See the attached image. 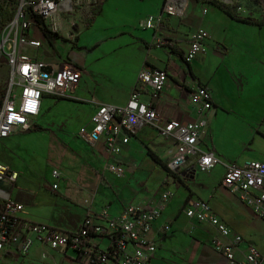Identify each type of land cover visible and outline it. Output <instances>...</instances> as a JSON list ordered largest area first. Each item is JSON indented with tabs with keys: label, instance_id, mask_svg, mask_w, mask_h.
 Segmentation results:
<instances>
[{
	"label": "crops",
	"instance_id": "obj_1",
	"mask_svg": "<svg viewBox=\"0 0 264 264\" xmlns=\"http://www.w3.org/2000/svg\"><path fill=\"white\" fill-rule=\"evenodd\" d=\"M164 1L95 0L100 11L95 15L89 31L97 29L98 34L88 42L87 48L93 46L96 49L102 48L103 60L96 59L93 53L90 56L83 55L76 49L80 44L75 40L79 42L78 34L82 28L79 26V20L74 14H71L73 10L61 11V13L67 14L59 15L61 29L58 33L52 32L51 38H48L38 26L34 37L43 41L39 49L24 48L26 53L48 64L65 65L72 63L80 65L82 68V78L75 93L69 98H56L57 100H54L53 104L55 106L52 109L70 106L78 110V114H82L84 119L80 129L77 128L76 131H72L73 137H76L77 134V138H75L76 141L71 142L72 147H74L71 149H84L82 152L85 160H81L78 165L70 161L67 162L72 170L75 169L74 172L68 173L65 178L74 186L67 187L63 191H60V185L58 189H54L60 192L59 208L48 217H37L34 213L28 212L25 210L26 196L20 194L14 198L12 192L6 189L11 193V199L23 203L22 217L27 221L35 222L34 220L39 218L60 230L77 231L85 220L87 209L90 206L97 213L106 207L110 216L113 217L120 215L131 204L149 207L156 203L160 193L165 190L156 193L154 197L146 195L144 191L147 190L150 175L140 177L138 180L140 190L134 188L133 181L136 180V173L140 169L139 160H146L151 157L148 160L149 170L164 169L154 161L149 150L153 151L169 166L176 154L173 140L163 138L151 126L140 128L137 134L132 136L129 144L121 145L122 151L116 156L117 160L122 161L126 166V174L119 176L104 170L109 158L104 146L98 145V147L93 148L79 134L85 125L93 123L91 117L99 105L124 106L127 104L133 89L137 85L139 71L143 67L169 71L168 81H166L163 92L157 98H153V92L149 88L141 86V99L144 102L157 105L160 114L166 119L174 118L181 122L201 120L202 116L198 115L191 98L192 93L198 87H207L213 97L214 107L210 114L211 121L205 127L201 139L203 149L213 150L223 161H237V164H242L251 159L264 161V25L259 26L256 23L241 22V20L232 18L225 11L211 4L209 0H188L184 16L167 17L158 31L145 29L141 25L143 19L158 13ZM222 1L235 6L241 17L253 16L257 19H264V7L258 6L252 0ZM198 28H204L209 32V37L205 41L207 50L194 61L187 62L185 53L190 48V34ZM157 37L170 39L176 45L157 44L155 41ZM66 42L68 44H65ZM103 44L105 45L102 46ZM134 52H138L135 61L133 60ZM115 54H118V57L114 58ZM9 75L10 67L3 60L0 62V106L8 88ZM46 109L47 105L42 103V109H40L39 115L33 119V124L39 123L38 125L44 127L45 131L52 132L49 128L46 129L47 126L45 127ZM225 116L238 119L242 123L245 121L248 125L252 124V130L247 133L248 147L237 149V147L229 146L223 141V137L228 140L233 138L232 133L223 134L222 131L216 129L218 121H223ZM255 116L260 117L261 121H257ZM40 117L41 120H39ZM257 130L262 131L258 132ZM14 134L0 140L10 139ZM252 135L263 140L262 146L256 147L254 145V137L251 139ZM54 144L58 149H62L57 140L54 141ZM129 146L131 147L129 148ZM135 149L141 150L139 156L134 151ZM239 154L248 159L237 158ZM72 155L73 152L70 151V157ZM132 162L134 163L130 164ZM217 167L221 168L222 172V176L214 181L217 184V191L205 193L199 197L208 201L212 211L230 228L229 222H235L236 231L234 228L231 229L235 234L244 238L241 245L250 244V246L258 249L263 254L260 264H264V220L253 214L251 209L245 206L235 194L231 193L232 195H230L228 190L221 187L225 168L221 164L215 168ZM182 171H184L185 180L196 179L198 172H200L198 169H195L191 174H188L185 169L180 172ZM163 181L164 189H169L172 184L171 180L166 181L164 179ZM49 182L53 185V179ZM15 183L3 184L2 187L13 186ZM186 184H188L187 181ZM188 187L190 188L189 193L185 192L182 195L184 208L187 200L196 199L197 194L190 184ZM139 191L140 193H138ZM217 193H220L225 199L218 197ZM170 211L168 200L166 208L152 225L149 233L157 246L162 241L163 235L168 232L164 226L169 225L167 221L168 216L170 217L168 215ZM184 213V210L180 208L173 213V216L181 219ZM190 221L196 220L190 219ZM200 225L203 224L200 223ZM169 226L172 230L171 225ZM195 230L196 233H199L195 237L199 238H190L188 246L195 253L197 252V258L195 257L190 264H229L226 258L218 254L212 247L213 230H210L206 225L197 227ZM89 241L106 248L110 245L109 240L100 235L92 236ZM38 244L41 247V253L52 249L36 242L32 250ZM58 251L62 253V256L56 252L48 253L57 256V264H60L62 258H68L79 264H87L81 261L79 251L74 249ZM70 251L75 253V259L67 256ZM21 256L25 255L16 251L4 252L0 256V261L5 258L11 259V261L18 258V263H20ZM154 257H156V253L151 257L148 264H151Z\"/></svg>",
	"mask_w": 264,
	"mask_h": 264
},
{
	"label": "built area",
	"instance_id": "obj_2",
	"mask_svg": "<svg viewBox=\"0 0 264 264\" xmlns=\"http://www.w3.org/2000/svg\"><path fill=\"white\" fill-rule=\"evenodd\" d=\"M0 0V4L11 9L14 17L7 23L0 20V62L5 60L10 67L9 84L0 106V139L17 131L30 130L45 97L69 98L75 93L82 78V68L77 64L54 65L40 60L24 51L31 47L39 49L43 41L34 37L38 25L34 15L42 17L51 32L61 29L59 13L73 10L72 0ZM188 0H165L161 10L147 16L141 22L145 29L158 31L167 17H182ZM231 2L230 0H227ZM31 8L32 12H29ZM29 13L33 16L29 17ZM209 32L198 28L190 34V48L185 53L187 62L194 61L207 50ZM157 44L175 46L170 39L157 37ZM169 71L160 68H141L137 85L124 106L101 104L93 113L94 126L90 132L82 130L80 137L93 148L103 145L109 158L104 170L116 175H125V164L117 160L122 144H129L140 128L151 126L163 138L175 143L176 154L169 167L191 174L195 169L209 172L221 164L225 174L221 187L235 194L252 213L264 220V161H223L213 150L201 147V139L207 122L204 119L181 122L164 118L154 103L141 99V86L153 92L157 98L168 81ZM212 95L207 87L200 86L192 93L199 116L212 111ZM60 171L51 173L54 189L59 188ZM17 171L0 163V256L4 252L16 251L21 255L31 252L36 242L44 247L60 251H79L81 261L87 264H148L157 252V243L149 233L159 219L172 190L160 193L153 205L131 204L118 216H110L104 207L99 213L90 206L87 215L77 231H64L49 224L27 221L22 217L24 205L11 199V193L3 184L15 183ZM187 217L213 230V249L224 256L229 264H260L263 254L253 246H242L244 238L235 234L230 226L216 215L208 201L189 199L184 210ZM166 231L170 230L165 225ZM105 236L110 245L101 247L91 243L92 236ZM240 256V257H238Z\"/></svg>",
	"mask_w": 264,
	"mask_h": 264
},
{
	"label": "rangeland",
	"instance_id": "obj_3",
	"mask_svg": "<svg viewBox=\"0 0 264 264\" xmlns=\"http://www.w3.org/2000/svg\"><path fill=\"white\" fill-rule=\"evenodd\" d=\"M72 4L74 5V9L71 14H74L76 19L79 20V26L82 28L81 32L78 34L79 42L75 40V42L80 44L76 49L86 56H90L93 53L96 59L101 60L104 57L102 48L96 49L94 46L87 48L89 45L88 42L98 34L97 29L89 31L94 20L90 25L88 24V20L93 14V7L97 6L95 0H72ZM64 13L65 12H62L59 15L63 16L62 14ZM66 14L67 13H65V15ZM65 44H68V42ZM104 45L105 44L102 46ZM113 57H118V54H115ZM137 57L138 52H134L133 60L135 61ZM54 100L57 99L45 97L43 102V105H47V109L45 110V127L47 126L46 129L49 128L52 132L37 130L35 125H38L39 123H36L33 124L31 131H19L10 139L0 140V162L7 165L12 170L17 171L19 174L18 181L13 186L5 187V189L11 191L14 198L20 194L25 195L27 198L25 210L34 213L37 217H48L59 208L58 198L60 197V192L54 190L53 185L49 182L52 180V178H50L51 173L54 170L60 171L61 176L59 177L58 182L60 185V191H63L67 187L70 188L74 186L72 185L73 183L65 178L68 173L74 172L75 169L72 170V167L68 166L67 162L70 161L78 165L81 160L85 161L82 152L84 149H71V142L76 141L75 138H77V134L76 137H73L72 131H76L77 128L80 129L81 123L84 119L82 114H78V110L70 106H61L57 109H52V107L55 106H53ZM210 114L211 111L207 116L204 115L202 117V119L206 120L207 125L212 118ZM255 117L257 118V121H261L260 117ZM41 119L42 118L40 117L39 120ZM218 122L219 123L216 124V129L222 131L223 134L229 132L233 134L232 140L223 137L225 143L229 146L237 147V149L248 147L247 133L252 130V124L248 125L245 121L242 123L240 120L232 119L229 116H225L223 121L221 120ZM92 127L93 123L87 124L84 126L83 131L88 133L91 131ZM257 131L261 132L262 130ZM81 132L82 130H80L79 134ZM252 137H254V135L251 136V139ZM55 140L61 145L62 152L55 147ZM262 141L263 140L254 137V145L256 147L262 146ZM130 147L131 146H129V148ZM70 151L73 152L71 157ZM134 151L137 156L140 155L141 150L135 149ZM223 157L227 158L226 156ZM150 158L151 157L146 160H139L140 169L136 173V180L133 181L134 188L140 190L141 188L140 185H138V180H140V177L143 175H150L147 190L144 191L146 195L154 197L156 196V193L158 194L162 190H166L167 188L164 189L165 186L163 187L164 179L166 181L171 180L172 184L169 189L173 192L169 199V207L171 208V211L168 213L170 217L168 216L167 221L168 224L171 225L172 230L164 234L162 241L158 243L156 257L152 259L151 264H190L195 257L197 258V252L195 253L191 250V247H189L188 244L190 238L199 235V233H196L195 229L197 227H202L203 225H200V222L198 221H190L185 213L182 215L181 219L173 216V213H175L177 209L181 208L182 210H185L186 207L184 208L182 195L185 192L189 193V189L184 183L176 181L165 168V170L161 169L158 171H153V169L149 170L148 168L150 167L148 165V160ZM237 158L248 159L245 158V156L243 157V155L241 156V154H239ZM133 163L134 162L130 164ZM172 172L178 173L180 171L172 170ZM221 176V168L217 167L214 170L205 173L200 171L198 172V177L196 179H187L186 181L191 185V188L197 192L196 199H200L199 196H202L205 193L217 191V184H215L214 181ZM138 193H140V191ZM230 195L232 194L230 193ZM217 196L225 199L220 193H217ZM34 221L47 224L39 218ZM229 224L231 225V228H234L236 231L235 222L231 221ZM195 238L198 239L199 237ZM40 248L39 244L35 245L34 249L27 256H21L22 259L20 263H18V258L15 257L16 259L12 261L11 259H2L0 264H57V256L49 255L48 253L56 252L59 256H62V253L58 250L52 249L41 253ZM38 253L41 254L38 255ZM67 256L72 257L73 259L76 257L73 251H70ZM60 264L79 263L73 262V260L68 258H62Z\"/></svg>",
	"mask_w": 264,
	"mask_h": 264
},
{
	"label": "trees",
	"instance_id": "obj_4",
	"mask_svg": "<svg viewBox=\"0 0 264 264\" xmlns=\"http://www.w3.org/2000/svg\"><path fill=\"white\" fill-rule=\"evenodd\" d=\"M199 1H201V0H199ZM209 1L211 4L217 6L218 8L225 11L226 14H228L232 18H235L237 20H241V22L256 23L259 26L264 25V19H257L256 17H253V16L241 17L239 15V13L237 12L235 6L230 5V4H226V2H224L222 0H209ZM252 1L255 2L256 4L260 5V6L264 7V0H252ZM15 2L20 3L21 0H16ZM99 11H100V7H98V6L93 7V14L89 20V25L93 22L95 15L98 14ZM29 12H32L31 8H29ZM32 16H33V14L29 13V17H32ZM13 17H14V13L11 12V9L5 8L4 6H2L0 4V20L2 21V24H4V25L7 24ZM33 17H34V20L36 21L37 25L44 32V34L46 36H48V38H51L53 33L50 32L48 24L46 23V21L42 17L37 16V15H34ZM60 98L63 99V97H60ZM35 126H36L37 130H39V131L45 130V128L40 126V125H35ZM32 128H33V126L30 128V131L32 130ZM149 154L152 156V158L154 159V161L158 165H160L163 168H165L166 170H168L169 173L175 178L176 181H180L188 187V184H186V180H185L186 177L183 176L184 171L174 173V172H172V170L170 169L168 164L163 162V160H161L153 151L149 150ZM188 189L190 190L189 187H188Z\"/></svg>",
	"mask_w": 264,
	"mask_h": 264
}]
</instances>
